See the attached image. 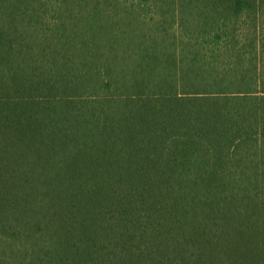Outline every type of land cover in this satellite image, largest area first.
<instances>
[{
	"label": "trees",
	"instance_id": "16d2710c",
	"mask_svg": "<svg viewBox=\"0 0 264 264\" xmlns=\"http://www.w3.org/2000/svg\"><path fill=\"white\" fill-rule=\"evenodd\" d=\"M0 264H264V0H0Z\"/></svg>",
	"mask_w": 264,
	"mask_h": 264
}]
</instances>
